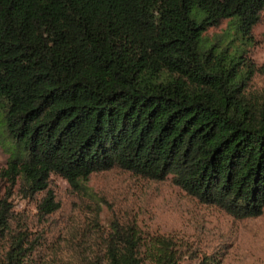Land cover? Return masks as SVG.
Masks as SVG:
<instances>
[{
	"label": "trees",
	"instance_id": "obj_1",
	"mask_svg": "<svg viewBox=\"0 0 264 264\" xmlns=\"http://www.w3.org/2000/svg\"><path fill=\"white\" fill-rule=\"evenodd\" d=\"M262 19L264 0H0V264H29L34 244L8 194L45 192L39 209L51 213V175L72 186L114 168L169 177L200 204L261 216L264 87L253 77L264 67L244 48ZM225 20L239 45L207 39ZM98 235L54 264H186L171 235L134 223Z\"/></svg>",
	"mask_w": 264,
	"mask_h": 264
},
{
	"label": "rangeland",
	"instance_id": "obj_2",
	"mask_svg": "<svg viewBox=\"0 0 264 264\" xmlns=\"http://www.w3.org/2000/svg\"><path fill=\"white\" fill-rule=\"evenodd\" d=\"M190 16L199 20L193 9ZM263 17V16H262ZM208 40H227L236 33L233 22L225 20L207 30ZM252 40L245 50L257 69L264 67V19L256 24ZM253 85L264 87V73H256ZM7 153L0 146V172L6 167ZM8 186L0 180V194ZM47 190L56 208L51 213L39 206L45 192L23 197L18 188L8 194L12 218L21 225L33 244L29 264H54L71 259L96 246L98 230L109 232L117 223H134L145 233L171 235L187 249L186 264H195L190 256L217 257V264H264V212L257 218L236 219L224 209L204 205L174 186L168 177L154 181L114 168L91 174L78 186L51 175ZM0 243V253L2 252Z\"/></svg>",
	"mask_w": 264,
	"mask_h": 264
}]
</instances>
